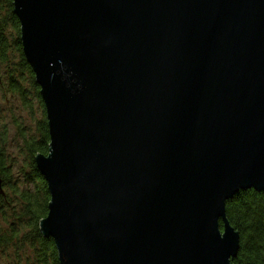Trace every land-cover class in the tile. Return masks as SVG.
Listing matches in <instances>:
<instances>
[{"label":"water","instance_id":"95a60500","mask_svg":"<svg viewBox=\"0 0 264 264\" xmlns=\"http://www.w3.org/2000/svg\"><path fill=\"white\" fill-rule=\"evenodd\" d=\"M13 6L45 104L40 230L59 263L232 264L227 201L264 192V0Z\"/></svg>","mask_w":264,"mask_h":264},{"label":"trees","instance_id":"16d2710c","mask_svg":"<svg viewBox=\"0 0 264 264\" xmlns=\"http://www.w3.org/2000/svg\"><path fill=\"white\" fill-rule=\"evenodd\" d=\"M19 55L15 67L10 56ZM0 65L6 69L7 93L26 100L33 93L42 108L37 133L21 131L23 152L29 163L13 178L8 162L6 131L0 132V175L5 195L0 194V256L5 264H60L55 242L43 236L40 222L47 216L51 200L48 185L38 170L35 158L49 152V127L45 104L21 42V25L14 13L13 0H0ZM0 81H2L0 76ZM25 81L32 90H25ZM34 90V91H33ZM227 218L240 233L241 248L232 264H264V192L249 189L239 192L226 204ZM223 228L221 222V229Z\"/></svg>","mask_w":264,"mask_h":264},{"label":"rangeland","instance_id":"374dc122","mask_svg":"<svg viewBox=\"0 0 264 264\" xmlns=\"http://www.w3.org/2000/svg\"><path fill=\"white\" fill-rule=\"evenodd\" d=\"M11 62L15 67L19 64V55L13 52L10 56ZM6 69L0 65V132H5L8 135L7 155L8 162L13 164V178L16 179L19 172L26 171L24 168L26 163H29L27 156L23 152L21 143V131H26L36 135L37 124L42 119V108L38 101L32 97L33 93L30 83L25 81V90L31 91L26 94L27 99L23 100L22 96L16 93H7L2 86L6 85ZM34 91V90H33ZM5 260L0 256V264H5Z\"/></svg>","mask_w":264,"mask_h":264}]
</instances>
